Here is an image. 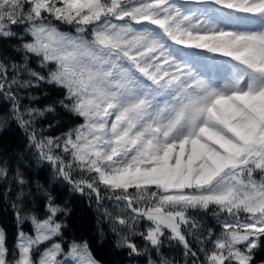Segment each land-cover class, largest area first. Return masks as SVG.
<instances>
[{
  "label": "snow or ice",
  "instance_id": "6c2138e0",
  "mask_svg": "<svg viewBox=\"0 0 264 264\" xmlns=\"http://www.w3.org/2000/svg\"><path fill=\"white\" fill-rule=\"evenodd\" d=\"M45 86L63 95L40 107ZM58 107L83 122L44 135ZM13 124L0 264H99L66 239L64 185L130 264H264V0H0V133Z\"/></svg>",
  "mask_w": 264,
  "mask_h": 264
},
{
  "label": "trees",
  "instance_id": "16d2710c",
  "mask_svg": "<svg viewBox=\"0 0 264 264\" xmlns=\"http://www.w3.org/2000/svg\"><path fill=\"white\" fill-rule=\"evenodd\" d=\"M62 27L65 31H71L70 26ZM32 67H37L35 62L32 63ZM44 92H47L48 95L44 96ZM36 94L41 97L37 102V105L40 107L58 100L63 95L62 92L52 86H45L38 89L36 90ZM56 121H59V123H56ZM50 122L53 124L52 128H48ZM82 122V119L78 117L74 118L58 107L55 116L49 114L45 119L40 121V127L45 129L44 135L60 136L69 128L75 127ZM26 143L24 134L15 124L10 129L0 133V146L7 149L6 155H11L15 150H23ZM49 171L50 169L44 168L41 171V176H47ZM57 192L61 201L67 200V207L70 209L69 213L62 217L67 226L65 229L66 239H75L81 243L87 242L93 257L99 261V264H130L131 258L125 252L114 248V237L109 232L107 224L103 223L98 225L99 213L96 210V205L93 203L89 207L87 196H81L79 193H70L67 185L58 188ZM40 207L42 208V202ZM100 211L102 212L103 210L101 209ZM199 219H201V222L206 228L211 227L216 233L221 231L211 214L206 216L202 215ZM0 227H4L7 230L8 242L11 246L14 242L15 227L10 212H0ZM100 228H103V236L101 235ZM137 242H140L139 239ZM66 247L67 245L65 244ZM174 251L177 259H182L180 255L181 250L177 248ZM138 264H144V258H139Z\"/></svg>",
  "mask_w": 264,
  "mask_h": 264
}]
</instances>
